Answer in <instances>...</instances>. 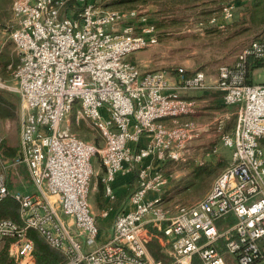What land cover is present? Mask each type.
<instances>
[{
    "label": "built area",
    "instance_id": "obj_1",
    "mask_svg": "<svg viewBox=\"0 0 264 264\" xmlns=\"http://www.w3.org/2000/svg\"><path fill=\"white\" fill-rule=\"evenodd\" d=\"M100 1L12 2L10 39L18 54L12 75L22 120L16 156L0 160V202L10 198L19 211L18 223L0 221V242L11 240V263L37 264L29 231L59 252L62 264L264 261V83L247 82V60L264 62V42L251 41L234 65L219 66L213 83L203 72L186 76L181 68L174 80L127 60L158 44L156 24L134 9L103 10ZM235 7L224 4L220 19L208 24L225 30ZM212 89L224 106L237 109L231 134L221 132L223 122L217 124L231 162L202 199L168 206L161 197L168 177L159 169L166 161H184L187 145L199 134L197 124L180 121L196 112L195 101L181 93ZM76 105V121L86 120L99 133L101 150L65 127ZM96 155L108 203L117 199L118 174L136 176L127 201L131 209L116 213L107 240L89 203ZM18 167L33 193L10 190L9 172ZM154 240L165 261L149 258Z\"/></svg>",
    "mask_w": 264,
    "mask_h": 264
},
{
    "label": "rangeland",
    "instance_id": "obj_2",
    "mask_svg": "<svg viewBox=\"0 0 264 264\" xmlns=\"http://www.w3.org/2000/svg\"><path fill=\"white\" fill-rule=\"evenodd\" d=\"M230 2L236 5L235 13L225 30L220 31L208 23H203L202 26L198 25L199 22H208L213 17L220 19V8ZM249 5L245 0H214L210 3H208V0L100 1V6L103 10L125 11L134 9L146 14L150 21L156 24L159 32L158 44L138 52L143 55L145 62L139 68L141 71H164L170 76L173 75L175 69L179 68L200 71L205 68L206 71L202 72L206 75H214L218 67L225 64L224 62L236 61L240 51L247 47L251 41L259 39L260 35L264 38L263 27L251 24ZM11 28V19L0 23V63L9 61L5 70L0 66V95L12 104L13 110V118L6 120L8 126L5 129V133L0 135L2 140L0 142V160H5L16 152L14 147L5 146L3 136L7 133L19 138L22 120L21 100L15 92V82L12 75L18 62V54L10 39ZM197 63L198 66L196 65ZM192 64H194L193 67H191ZM201 65L203 66L201 67ZM254 80L257 83L264 82L262 69L256 70ZM228 108L231 113L229 121H233L236 118L237 109L234 107ZM75 115L76 112L74 111L72 117L75 119L73 127L75 131L72 130V118L65 127L81 139L93 143L96 148L101 150L104 147V143L99 133L86 120L79 119L76 121ZM6 121L0 120L3 123ZM214 149L216 150L215 153H213ZM186 150L184 161H166L159 169L163 175L168 177V184L161 192V197L168 206L176 204L189 205L202 199L211 189L217 176L231 162L232 158V151L224 148L220 139L216 138L213 141H201L199 145L189 146L188 144ZM92 163L94 171H98L100 165L99 155L95 156ZM194 166L209 167L211 172L196 179L193 186L187 188L189 183L187 178L191 177V167ZM95 179L94 177L93 180ZM13 181V179H10L11 184L15 183L16 185V181ZM135 183L136 177L132 182L131 188H129L130 190ZM24 185L29 187L27 189L28 192L33 191L29 183L24 182ZM93 207L92 204V209ZM93 211L95 213V209ZM230 225L231 222H228L227 226ZM3 245V241H1L0 251ZM226 258L227 256H225V260ZM8 260H10L9 256Z\"/></svg>",
    "mask_w": 264,
    "mask_h": 264
},
{
    "label": "crops",
    "instance_id": "obj_3",
    "mask_svg": "<svg viewBox=\"0 0 264 264\" xmlns=\"http://www.w3.org/2000/svg\"><path fill=\"white\" fill-rule=\"evenodd\" d=\"M203 1H207V0H203ZM212 1L214 0H208V3ZM203 23H208V22L207 21L201 22V23L199 22L198 25L202 26ZM129 61L135 63L138 67H140V65L142 66L145 64L143 55L138 52L131 55ZM224 63L225 64L223 65L232 66L234 65L235 61L224 62ZM226 63H229V64H226ZM196 65L198 66V63ZM193 66L194 64L191 65V67ZM202 66L203 65H201V67ZM197 71H200V70H195V69L186 70L185 69V72L187 74H192ZM202 71H206L205 68L202 69L200 72ZM255 72L256 70L252 73V83H257L254 80ZM216 76H217V72L214 75H206V78L209 82L213 83L216 79ZM171 77L174 80L177 79L176 69L174 70V73L173 75H171ZM181 95L183 98L188 99V100H193L196 103V112L193 115L183 116L180 118V121L182 122L183 121L194 122L195 124H197L199 128L198 136L189 143V146L199 145L201 141L206 142L208 140L213 141V139L215 138L220 139V133L217 132V124L219 121L223 122L221 132L226 133L225 127L229 126V123L231 122L229 121V117L231 113L229 112V108L224 106L222 102V96L219 92H217L214 89H212L211 91H206V92L185 91V92H182ZM235 120L233 124V130L235 126ZM7 126H8L7 121L4 123L0 122V135H3V133H5V129L7 128ZM226 134H229V133H226ZM3 140L5 141L6 147H10V148L14 147L16 149L15 151L16 152L18 151L19 138L17 136H13L10 134L8 135L6 133V135L3 136ZM10 158H12V156L8 157L7 159H10ZM103 174H104V168L100 164L98 167V171H94V176L92 177L91 191L89 194V203H90V207H91L93 214L96 216L98 227L100 230L101 239L107 240L111 235V230L113 227V222H114L116 213L121 211L122 209H125V210L131 209L127 201H128L129 195L136 188V183H135L134 187L131 190L129 189L131 188L132 182L136 176L134 177V173L132 172H125V173H121L117 175L114 185H113L117 199L114 203L110 204L107 202V200L104 197L103 188L100 183V178L103 176ZM94 177L96 178L95 180H93ZM10 179L11 180L13 179L14 180L13 182L16 181L17 184L16 185L15 183L11 184ZM24 182L29 183V179L23 167H18L16 168V170H10L8 183H9V188L11 191L20 192L23 194L33 193V191L32 192L27 191L29 187H26L24 185ZM153 196L154 194L148 195L149 198H152ZM92 204L94 206L93 209H95V213L92 209ZM108 207L111 208V211L109 212L106 218H102L101 217L102 211L106 210ZM153 252L156 254V259L153 255ZM148 255H149V258L154 259V260H158V259H162L164 261L166 260L164 257L161 256L160 249H159V246L156 240L152 241L148 245Z\"/></svg>",
    "mask_w": 264,
    "mask_h": 264
},
{
    "label": "trees",
    "instance_id": "obj_4",
    "mask_svg": "<svg viewBox=\"0 0 264 264\" xmlns=\"http://www.w3.org/2000/svg\"><path fill=\"white\" fill-rule=\"evenodd\" d=\"M12 2L13 0H0V23L3 21L9 20L12 18L11 14V8H12ZM245 2L249 3L250 5V21L251 24H255V26L259 25L264 29V0H245ZM264 32V31H263ZM260 38L257 39L258 41L264 42V38L259 36ZM9 64V61H3L0 63V66L3 70L7 67ZM16 67V66H15ZM14 67V69H15ZM264 68V62L258 61V60H253L252 58H249L247 60V82L252 83L251 81V74L255 70L263 69ZM186 76H189L190 74L185 73ZM78 106L76 105L74 111H77ZM13 118V110H12V104L2 98L0 95V120L1 121H6L10 120ZM72 117V130L75 131L74 127V121ZM236 119V118H235ZM233 124L234 120L229 123V126L225 127V132L231 134L233 132ZM71 133H73L70 130ZM74 134V133H73ZM76 135V134H75ZM77 136V135H76ZM82 136V135H80ZM79 137V136H77ZM80 138V137H79ZM81 139V138H80ZM84 140V139H82ZM86 141V140H85ZM261 146L264 149V139L261 140ZM3 150V148H2ZM13 152V150H11ZM17 152L14 153V156H16ZM230 164V163H229ZM228 164V166H229ZM219 166V164H218ZM227 166V167H228ZM211 169L209 167H200V166H194L191 167V177H188V187L193 186L194 181L196 179H199L203 175H208L210 174ZM11 220L14 222H19V211H18V205L10 198H7L0 202V221L1 220ZM28 236L30 239H32L34 243V248H35V255L37 258V264H62L63 263V257L62 255L55 251L50 249L43 239L35 232L29 231ZM3 248L0 251V264H12L10 260H8L7 256V248L8 245L10 244L11 240L10 239H3ZM151 250V249H150ZM153 255L156 259V254L153 252ZM264 261H261L257 264H262Z\"/></svg>",
    "mask_w": 264,
    "mask_h": 264
}]
</instances>
